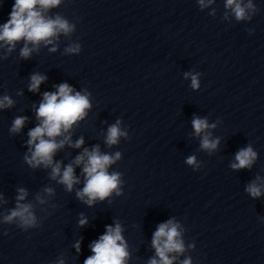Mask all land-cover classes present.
Masks as SVG:
<instances>
[{"label":"clouds","instance_id":"obj_1","mask_svg":"<svg viewBox=\"0 0 264 264\" xmlns=\"http://www.w3.org/2000/svg\"><path fill=\"white\" fill-rule=\"evenodd\" d=\"M60 3V0H15L12 10L9 14V19L2 26L0 30V41H5L7 44L14 46L16 41L21 39L39 44L41 41L50 43V38L62 31L65 34L72 31L68 22L59 16L55 20L46 19L41 11L37 10V6L42 9L55 7ZM203 4V0H200ZM234 7V13L238 20L245 18V8L241 7L236 0H227V6ZM248 7H251L249 4ZM79 48L69 49L68 51H78ZM30 49L25 46L21 50V55L28 57ZM188 74H186L187 76ZM46 77L33 74L31 76V83L29 91H37L40 84ZM192 87L198 88L199 83L195 75L192 76ZM73 89L68 84H61L58 86V91L55 93H44L43 102H41L37 116L41 120V124L30 130L28 135L30 139L28 144L34 146L31 158L25 157L27 162L32 167H37L43 164L45 167L52 166V178L55 179L61 174L60 164L53 165V154L57 149L63 147L65 141L57 143L55 137L68 131L69 128L79 119L85 115V109L90 107L89 100L86 95H81L77 92L72 95ZM6 102V103H5ZM12 101L5 97L4 101H0V107L10 106ZM25 117H18L15 119L11 131L18 132L25 123ZM193 128L197 135L209 127L204 119L194 118L192 121ZM214 127V125H213ZM122 133L119 128V122L112 125L108 129V136L106 143L108 145L116 144L118 138ZM47 137L48 139H45ZM68 139L67 137L65 138ZM38 141V142H37ZM219 140L210 141L208 136L202 140L201 147L204 149H215ZM83 140L76 142L75 147H80ZM87 156V161L84 157ZM120 153H116L115 159H119ZM256 158V153L249 146L246 149H241L236 154L237 163H233V169H240L249 167ZM75 163L77 165L84 163L83 172L86 174V184L82 191L77 192V197L82 199L87 196L86 203L91 204L96 199L103 200L117 189L119 183V174H109L107 168L114 163V158L107 154H101L99 148H94L91 152L85 149L84 154L77 156ZM187 163L192 165L195 163V157H190ZM60 183L66 185L67 190L71 191L75 183L79 180L74 175V169L71 164L67 165L62 173ZM51 192V189H46ZM247 191L253 196L260 195V188L255 184L250 185ZM27 193L20 189V195L17 197V207L12 210L10 215L5 217V220L11 222L15 218H19L21 225L25 227L34 226L36 218L30 211V204H21L19 201L24 200ZM86 219H81L80 224H86ZM178 225L171 220L162 223L158 226L157 231L153 236V246L160 258L159 264H172L167 253L182 252L184 250L183 243L178 239L180 233L177 231ZM77 250L79 245L77 244ZM92 252L94 255L88 257L84 264H124V259L127 256L123 237L121 236V227L119 224L113 228L107 226L106 233L100 239L93 243ZM150 264H158L156 259L150 261ZM184 264H191L190 260H185Z\"/></svg>","mask_w":264,"mask_h":264}]
</instances>
